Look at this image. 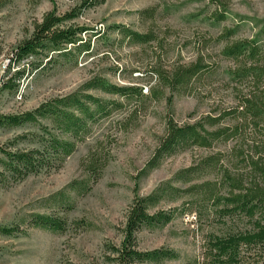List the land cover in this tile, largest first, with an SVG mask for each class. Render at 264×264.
I'll use <instances>...</instances> for the list:
<instances>
[{"label":"rangeland","instance_id":"obj_1","mask_svg":"<svg viewBox=\"0 0 264 264\" xmlns=\"http://www.w3.org/2000/svg\"><path fill=\"white\" fill-rule=\"evenodd\" d=\"M82 1L0 0V113L34 110L45 101L79 90L96 76L121 86L142 87L146 96L124 98L91 91L119 105L90 123L89 132L59 169L30 174L18 181L0 178V226L20 225L23 230L15 235L0 231V264H114L108 259L112 254L109 248L122 243L127 212L136 193L149 195L170 180L174 186L187 187L174 181L175 174L209 153L227 154L234 146L244 155L253 153L249 145L254 134L245 135L238 141L215 143L210 149L192 147L181 151L142 175L169 119L183 125L207 114H219L236 104L235 86L247 90V82L229 79L227 70L233 62L222 49L227 42L244 38L256 39L264 49V0H223L221 7L213 0H105L73 21L91 28L83 35L90 48L80 53L76 65H72L71 58H64L36 67L42 58L30 57L14 65L10 74L5 73L13 48L32 35L35 24L47 12L55 9L64 14ZM222 11L226 17L220 20ZM118 25L150 32L153 39L137 42L121 33L115 27ZM199 57L205 69L198 81L181 91L160 85V72L188 65ZM19 66L26 69L19 80V91L1 90ZM151 89L154 93L149 95ZM230 122L229 118L225 120V124ZM40 132L38 125L29 123L2 127L0 145L27 134L17 147L33 148L37 143L32 134ZM257 138L264 140L263 125ZM256 150L261 152L264 164V145ZM91 151L99 159L94 173L84 166ZM229 157L239 167L244 166L242 155ZM206 178H213V174L202 179ZM75 181L80 182L79 190L72 186ZM196 204L185 194L165 199L152 209L174 210L175 217L163 228L139 232V248L166 247L178 256L146 264H203L207 237L224 234L230 227L245 230L251 226L245 216L220 217L209 204L202 207L199 218L190 211H195ZM32 213L65 217L66 229L53 232L32 227L25 223ZM256 251L259 255L255 257H262L258 264H264V248Z\"/></svg>","mask_w":264,"mask_h":264},{"label":"trees","instance_id":"obj_2","mask_svg":"<svg viewBox=\"0 0 264 264\" xmlns=\"http://www.w3.org/2000/svg\"><path fill=\"white\" fill-rule=\"evenodd\" d=\"M104 1L83 0L64 14L57 13L55 9L47 12L42 21L35 24L32 35L13 48L5 73L10 74L14 65L22 64L30 57L42 58L36 67L64 58H71L69 60L72 65H76L80 53L90 48V42L85 41L83 35L89 33L91 28L73 21L86 9ZM213 1L218 7L222 6L223 0ZM219 17L220 20L225 19L226 13L222 11ZM115 27L137 42L144 43L153 39L150 32L140 33L121 25ZM1 51L0 48V54ZM222 53L233 62L227 70L229 79L235 83L247 82V90L235 86L236 104L219 114H207L193 123L183 125L169 119L166 132L160 138L142 175L159 167L165 158L181 151L192 147L210 149L215 143L238 141L245 135L254 134L252 144L249 145L253 153L244 155L242 151L237 152L235 146L227 154L223 151L209 153L175 174L174 181L187 184V187L174 186L170 180L149 195L136 193L127 212L122 243L109 248L112 254L108 259L112 263L146 264L176 258L177 252L170 248H139L138 234L143 229L163 228L170 223L175 217L174 210L153 212L152 209L165 199H176L185 194H189L198 203L193 205L195 211L193 208L190 211L195 212L199 218L202 216V207L209 204L220 217L245 216L251 223L250 228L245 230L230 227L224 234H211L207 237L202 252L203 264H258L262 259L255 256L259 255L257 249L264 248V164L259 155L261 152L256 148L264 145V140H257L258 130L261 125L264 126V49L256 39L244 38L227 42ZM204 69L205 65L199 57L188 65L160 72L159 83L163 88L181 91L198 81ZM25 71V68L19 66L3 82L1 90L17 92L19 80ZM93 90L118 94L124 98L146 96L142 87L121 86L103 76H96L79 90L45 101L34 110L16 114L0 113V128L29 123L38 125L41 131L32 134L35 136L33 142L37 143L33 148L17 147L18 142L24 140L27 134L17 136L5 146L0 145V178L18 181L30 174L59 169L76 149L77 143L89 132L90 123L109 113L110 107L119 105L115 100L97 97L91 92ZM153 93L151 89L149 95ZM228 118L231 122L225 124ZM232 154L242 155L244 166L235 164L229 157ZM87 158L84 166L94 173L99 166L96 152L91 151ZM208 174H213V178L202 179ZM77 185L80 182L72 183L79 190L81 186L77 188ZM25 223L35 228L60 232L66 229L67 220L58 215L32 213ZM0 231L15 235L23 230L20 225H11L0 226Z\"/></svg>","mask_w":264,"mask_h":264},{"label":"built area","instance_id":"obj_3","mask_svg":"<svg viewBox=\"0 0 264 264\" xmlns=\"http://www.w3.org/2000/svg\"><path fill=\"white\" fill-rule=\"evenodd\" d=\"M19 91V90H18ZM20 97H22V95H20Z\"/></svg>","mask_w":264,"mask_h":264}]
</instances>
